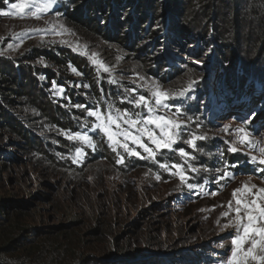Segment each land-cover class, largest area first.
<instances>
[{"label": "rangeland", "instance_id": "374dc122", "mask_svg": "<svg viewBox=\"0 0 264 264\" xmlns=\"http://www.w3.org/2000/svg\"><path fill=\"white\" fill-rule=\"evenodd\" d=\"M17 2L7 0L0 6V12L8 13L0 15L3 53L0 61L8 63L14 72L20 68L29 70L34 81L44 82L47 100L63 111H78L79 118L72 114L74 128L69 129L51 124L29 109L22 114L30 131L46 145L43 156L39 153L28 156L15 144L18 140L8 134L0 135L3 151L0 203L6 205L0 208V230L20 234L25 230L22 236L29 247L35 248L33 253L36 252L30 259L37 264H53L59 260L63 264H220L230 254L231 237L238 232L237 225L232 223L235 213L228 208L230 201L235 207L234 190H242L244 185L264 188V172L258 170L264 166L249 162L250 156H259V153L240 144L236 145L239 150L231 153L226 143L236 139L230 134L234 129L245 125L251 140L257 146H264V55L245 54L240 45L234 44L226 21L217 18L211 25L207 22L194 25L188 19L182 26L186 25L191 34L179 40L176 31L170 32L167 20L162 28L158 23L153 24L150 30H156L155 38L144 36L140 31L143 36L134 47L135 50L150 48L146 57L141 58L138 52L81 28L60 9L68 0H58L52 11L41 14L39 19L28 15L33 11L30 7L24 13L11 9L10 5ZM223 15L220 17L227 18ZM21 33L23 42L9 49L7 44L17 45L13 37ZM57 48L69 50L87 62L98 83V95L91 84L93 79L73 65L31 60L35 50L56 51ZM227 48H232V57L223 56ZM101 64L108 66L110 72H104ZM224 69L232 70L235 76H245L248 81L244 95L236 96L228 104L221 94L228 95L221 89L226 87L224 82L235 85L236 81L230 75L223 77L219 84L218 78L227 72ZM43 71L55 74V81L41 76ZM109 76L119 84L107 83ZM139 76L157 81L162 90L169 92H179L196 81L185 96L168 103L181 108L183 115L179 119L191 117L188 122L191 131L207 137L197 141V148L202 151L193 152L183 141L174 145L196 157L191 163L201 171L195 181L189 182L200 183L201 191L190 190L178 177L158 166L157 162L165 160L169 164L181 163L174 152L162 150L156 156L157 162L125 154L124 163L117 164L116 153L98 132L93 133L96 150L85 148L88 154L83 161L73 162L78 159L75 149L80 146L79 142L66 139L59 130L85 131L81 127L85 118L80 115L85 117L86 109L72 105L95 106L101 102L103 110V101H107L121 110L142 111L120 103L124 88L142 83ZM77 83L91 87H76ZM252 83L254 91L249 90ZM60 88L64 89L63 93L59 92ZM138 92L148 95L145 89ZM65 97H70L71 103ZM175 107L168 116L175 112ZM26 113L31 116H25ZM229 125V133H225L223 129ZM156 132L158 135L159 130ZM144 142L149 143L146 137ZM149 146L155 149L154 145ZM137 151L146 155L139 148ZM226 164L230 176L219 179L224 175ZM157 174L159 180L155 178ZM242 197L251 199L247 192H238L237 198ZM17 212L21 215L16 217ZM225 212L229 215L224 216Z\"/></svg>", "mask_w": 264, "mask_h": 264}, {"label": "trees", "instance_id": "16d2710c", "mask_svg": "<svg viewBox=\"0 0 264 264\" xmlns=\"http://www.w3.org/2000/svg\"><path fill=\"white\" fill-rule=\"evenodd\" d=\"M6 1L0 0V6ZM81 1L76 0L72 3L68 0L60 9L81 28L92 31L93 35H101L109 42L138 52L141 58L146 57L150 48L140 47L135 50L134 47L138 46L137 39L143 35L151 36V39L155 38L156 30H150L153 24L158 23L157 26L162 28L167 20L170 32L176 31L179 40L191 34L189 29H186V25L182 26L188 19H192L194 25L196 23L202 25L205 22L211 25L217 18L219 21H226L227 31L231 33L230 37H233L234 44L240 45L237 47L244 50L245 54L264 55V0H84V4L79 6ZM226 1L227 13L224 9ZM71 9L76 10L71 11ZM220 15L227 18L222 16L221 18ZM140 31L144 34H139ZM156 42L157 40L154 43ZM227 50L223 56L228 58L233 50L232 48ZM40 59L54 61L59 66L71 64L93 79L91 84L95 89L98 86L94 80L93 70L89 68L87 62L69 50L63 48H57L56 51L35 50L31 54V60ZM224 70L227 72L218 78L219 84L223 77L230 75L236 81L235 85L224 82L223 85L226 87L221 89H224L228 95L221 94L223 101L228 104L232 103L236 96L244 95L248 81L245 76H235L232 70L230 72L228 69ZM262 71L264 72V68ZM32 76L34 75L29 70L20 68L18 72H14V68L8 63L0 61V135L8 134L18 140L15 144L28 156H33L35 153L43 156L46 154V145L30 131L26 121L21 117L22 114L29 109L51 124L70 129L74 128L72 119L74 116L79 118V112L63 111L47 100L44 82L38 84ZM41 76L48 77L50 81L56 79L55 74L50 71H43ZM254 88L252 83L249 90L254 91ZM95 93L98 95L99 89H96ZM25 116L31 114L26 113ZM80 116L82 119L85 118ZM1 150L0 148V156L3 155ZM3 206L6 205L0 203V208ZM15 214L16 217L21 215L20 212ZM24 233L25 230H22L21 234L0 230V264H37L34 259H30L36 252L33 253L35 248L26 244L25 237L22 236ZM62 262L59 260L53 264H63Z\"/></svg>", "mask_w": 264, "mask_h": 264}, {"label": "snow or ice", "instance_id": "6c2138e0", "mask_svg": "<svg viewBox=\"0 0 264 264\" xmlns=\"http://www.w3.org/2000/svg\"><path fill=\"white\" fill-rule=\"evenodd\" d=\"M57 2L58 0H18L17 3H12L10 8L16 9L18 13H24L25 9L30 7L33 11L28 15L39 19L41 14L52 11ZM0 15L6 16L8 13L0 12ZM61 28H63V25H61ZM23 35L21 33L14 36L13 39L18 41L17 45L7 44V47L9 49L18 47L19 43L23 42ZM0 54H3L2 51H0ZM100 67L103 68L104 72H110L108 66L101 64ZM72 70L77 71L75 68ZM77 74L80 73L77 72ZM139 80L142 83L136 87L123 89L120 103H127L131 105L132 109L142 108V111L133 112L128 108L121 110L114 103L107 101H103V110L100 106L101 102H96L95 106L80 103L72 105L77 109H86L85 119L81 124L85 131L59 130L66 139L79 142L80 146L75 149V157L78 159H73V162L83 161V158L88 154L85 148L92 151L96 150V139L93 133L98 132L106 140L108 147L116 153L117 164L124 163L125 154L157 162L156 156L162 150L174 152L181 158V163L169 164L165 160V162H157L158 166L167 171L169 175L178 177L181 183L186 184L190 190L201 191L202 185L200 183L189 182L195 181L196 175L201 171L200 168L191 163L196 157L184 148H174V145L183 141L193 152L202 151V149L197 148V141L205 140L207 137L205 134L198 135L196 132L191 131L188 128L191 117L179 119L183 115L181 108L168 103L169 100L185 96L188 91L192 90L196 81H191L186 88L179 92H169L162 90V86L155 80L149 81L144 76H139ZM107 83L118 85L119 81L113 76H109ZM81 86L84 88L91 87L89 84H76V87ZM138 89H145L148 95L139 93ZM100 91L103 97L104 89L101 88ZM59 92L63 93L64 89L60 88ZM65 99L71 103L70 97H65ZM174 107L175 112L168 116L167 113L171 112ZM88 118H92L91 121ZM152 125L155 127H151ZM230 127V125L225 126L223 131L229 133ZM157 129L159 130L158 135ZM230 134L234 135L236 139L232 142L226 141L229 144V152L236 153L239 150L236 147L237 144L247 145L250 149H254L259 153V156H250L249 162L264 166V146H257L251 140V133L247 131L245 125L237 127ZM144 137L147 138L149 143L144 142ZM150 144L154 145L155 149L150 147ZM137 148L141 149L146 155H142L140 151H137ZM166 155L167 153H165ZM234 166H238V164ZM228 168L229 165L226 164L223 170L224 175L219 179L230 176ZM204 170L207 171V169ZM258 170L264 172V167H259ZM155 178L159 180V174ZM253 189H257V186L252 185L249 188L248 185H244L242 190L237 189L233 192L235 207L230 201L228 208L229 212L235 213V219L232 223L237 225L238 232L231 237L230 254H226V258L220 261V264H253V262L264 264V188H259L256 192H253ZM241 191L247 192L251 199L247 197L237 198V193ZM229 212H225L223 215L228 216ZM225 226L227 227V225ZM245 245L248 246L245 247Z\"/></svg>", "mask_w": 264, "mask_h": 264}]
</instances>
